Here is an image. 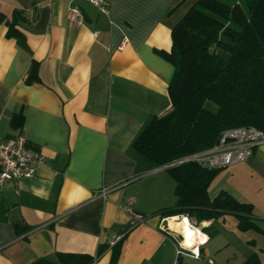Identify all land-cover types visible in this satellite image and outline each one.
Returning a JSON list of instances; mask_svg holds the SVG:
<instances>
[{
	"label": "crops",
	"instance_id": "0c3cea01",
	"mask_svg": "<svg viewBox=\"0 0 264 264\" xmlns=\"http://www.w3.org/2000/svg\"><path fill=\"white\" fill-rule=\"evenodd\" d=\"M179 1L109 0L106 16L87 0H0L20 37L0 21V135L23 134L44 155L35 177L0 189V264L55 251L97 256L93 264H264V143L208 187L252 204L247 227L231 213L198 226L186 217L205 235L198 258L175 252L169 220L184 215L160 213L176 202L173 177L131 145L170 108V32L195 0ZM128 200L144 217L132 225Z\"/></svg>",
	"mask_w": 264,
	"mask_h": 264
},
{
	"label": "trees",
	"instance_id": "16d2710c",
	"mask_svg": "<svg viewBox=\"0 0 264 264\" xmlns=\"http://www.w3.org/2000/svg\"><path fill=\"white\" fill-rule=\"evenodd\" d=\"M0 21L8 26L7 36L20 40L1 11ZM170 35L167 57L174 64L167 86L170 108L139 131L132 147L161 166L211 147L224 129L252 126L264 133V0H195ZM36 71L34 61L29 78H37ZM11 124L20 125L21 116L13 115ZM221 168L195 161L167 167L175 181L176 202L160 213L184 215L197 223L231 213L241 228L247 227L251 203L224 190L209 195L208 187ZM96 258L55 251L27 264H93Z\"/></svg>",
	"mask_w": 264,
	"mask_h": 264
},
{
	"label": "built area",
	"instance_id": "2783aa9c",
	"mask_svg": "<svg viewBox=\"0 0 264 264\" xmlns=\"http://www.w3.org/2000/svg\"><path fill=\"white\" fill-rule=\"evenodd\" d=\"M95 6L100 13L108 15L109 0H87ZM71 18L79 15L76 6L69 9ZM96 33V32H95ZM264 143V133L260 130L248 126H239L224 129L219 135L218 141L211 147L177 158L170 163L159 166V168H167L186 161H195L203 166L211 168H220L237 162L244 161L251 153L254 145ZM44 162V155L41 151L31 146L27 138L23 134L13 136L0 135V189L9 181H17L19 179H31L36 175V169ZM107 190L102 188L100 195L105 197ZM128 200L123 209L130 215V224H135L143 220V216L131 210L128 206ZM204 240H197L193 246L184 245L182 233L175 250L176 255H189L194 258L199 257V246ZM210 264H215L209 260Z\"/></svg>",
	"mask_w": 264,
	"mask_h": 264
},
{
	"label": "bare ground",
	"instance_id": "6f19581e",
	"mask_svg": "<svg viewBox=\"0 0 264 264\" xmlns=\"http://www.w3.org/2000/svg\"><path fill=\"white\" fill-rule=\"evenodd\" d=\"M174 220V221H173ZM177 220V221H175ZM169 225L178 230L183 235L184 245L193 246L197 240L205 239V235L199 229L189 225L186 216L180 219L173 218L169 220Z\"/></svg>",
	"mask_w": 264,
	"mask_h": 264
},
{
	"label": "rangeland",
	"instance_id": "374dc122",
	"mask_svg": "<svg viewBox=\"0 0 264 264\" xmlns=\"http://www.w3.org/2000/svg\"><path fill=\"white\" fill-rule=\"evenodd\" d=\"M223 1H225V2H229V3H232L234 0H223ZM190 3H191V1H190ZM190 3H188V4H190ZM189 223H190L191 225H193V226H198V225H199V223H197V222L194 221V220L189 221ZM198 229H199V228H198ZM207 230H208V232H209L210 234H212L214 228H210V229H207Z\"/></svg>",
	"mask_w": 264,
	"mask_h": 264
},
{
	"label": "water",
	"instance_id": "95a60500",
	"mask_svg": "<svg viewBox=\"0 0 264 264\" xmlns=\"http://www.w3.org/2000/svg\"><path fill=\"white\" fill-rule=\"evenodd\" d=\"M12 214H13V220H15V221L19 220V216H18V214H17L16 209H13V210H12ZM180 234H181V233H180Z\"/></svg>",
	"mask_w": 264,
	"mask_h": 264
}]
</instances>
